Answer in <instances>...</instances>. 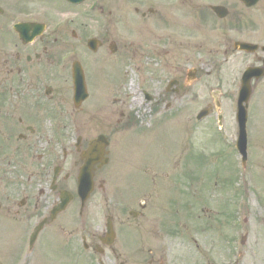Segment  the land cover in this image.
<instances>
[{
    "label": "flooded vegetation",
    "instance_id": "af4514ba",
    "mask_svg": "<svg viewBox=\"0 0 264 264\" xmlns=\"http://www.w3.org/2000/svg\"><path fill=\"white\" fill-rule=\"evenodd\" d=\"M163 1L173 0L135 8L137 30L124 20L127 68L144 74V84L155 76L157 88L143 85L144 104L157 109L147 133L114 98L119 45L111 53L110 31L92 52L88 36L57 25L65 0H0V264H172V244L153 250L135 239H144L149 202L158 198L146 187L162 180L163 168L138 158L120 175L115 151L132 135L176 138L179 126L190 133V88L203 76L229 75L224 84L239 90L245 72L261 70L247 84L264 92V0ZM75 64L86 87L77 102ZM83 174L89 194L80 190Z\"/></svg>",
    "mask_w": 264,
    "mask_h": 264
},
{
    "label": "rangeland",
    "instance_id": "374dc122",
    "mask_svg": "<svg viewBox=\"0 0 264 264\" xmlns=\"http://www.w3.org/2000/svg\"><path fill=\"white\" fill-rule=\"evenodd\" d=\"M97 2H101L103 8L99 10L98 6L96 11L86 16L88 5ZM141 3L142 0H88L80 8L65 6L59 13L72 12L78 24L71 25L70 31L75 30L83 36L108 39V32L112 33L109 38L119 45L118 55L111 64V70L116 75L113 83L120 91L114 98H121L130 106L128 109L126 105V111H131L148 133L154 124L157 109L143 103L141 87L157 88L152 82L155 76L148 77L144 84V74L127 68L124 61L127 39L124 20L128 19V24L131 21L130 28L136 27L137 30L140 18L134 16V10L138 8L141 11ZM31 6L37 8L38 5L32 3ZM55 14L59 18L58 13ZM52 16L55 15L52 13ZM81 23L84 26H80ZM98 57L106 59V54L100 53ZM127 70L129 73H126ZM230 78L222 74L203 76L190 88V133H182L179 126L176 138L162 140L155 134L140 138L132 135L115 151V157L119 156L123 164L122 169L116 171L120 175L131 173V167L138 158L146 165L157 163L163 168L162 180L156 186L150 183L146 187L147 194L152 193L158 198L149 202L152 206L145 223L144 239L138 234L135 239L136 243L152 245H147V248L153 250L172 244V264H235L237 253L241 250L239 239L245 233L247 241L239 263L264 264V92H255L250 101L248 151L251 164L248 163L243 175L238 172L231 152L232 137L237 133L233 121L237 93L233 86L224 84ZM215 88L223 91L222 110L230 137L226 141L214 134L208 120L199 127L193 125L195 116L207 105H212L209 91ZM186 127L183 132H188ZM171 146L174 151L166 155L164 147ZM170 164L174 165V170L168 168ZM237 176L246 181L242 182V189L238 188ZM243 200L245 210L236 215L235 228L229 223ZM101 201L97 199L95 206L99 218L102 214ZM243 219H246V224L242 223ZM236 229H242V232ZM133 260L131 258V264Z\"/></svg>",
    "mask_w": 264,
    "mask_h": 264
},
{
    "label": "water",
    "instance_id": "95a60500",
    "mask_svg": "<svg viewBox=\"0 0 264 264\" xmlns=\"http://www.w3.org/2000/svg\"><path fill=\"white\" fill-rule=\"evenodd\" d=\"M71 2H75V0H69ZM84 0H77V2H82ZM96 43L90 44V47L93 49H96ZM80 70L77 69L75 70V89H76V93H77V99L79 98V94L81 93V91H84V86L81 83L80 80ZM252 91L245 87L242 92L240 93L239 96V109H238V122L240 124V135H239V140H238V147L240 148V150L243 152V155L245 156V150H246V139H245V125H246V120H247V115H246V110H247V104L249 102V99L252 95ZM211 95L215 98V100H219L220 98V91H212ZM76 99V100H77ZM245 104V105H244ZM217 109H219V105L217 104ZM90 181L89 179H87V182ZM90 190V189H89ZM89 192V191H88Z\"/></svg>",
    "mask_w": 264,
    "mask_h": 264
}]
</instances>
